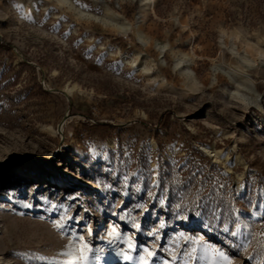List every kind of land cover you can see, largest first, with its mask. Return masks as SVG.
I'll list each match as a JSON object with an SVG mask.
<instances>
[{"label": "rangeland", "instance_id": "obj_1", "mask_svg": "<svg viewBox=\"0 0 264 264\" xmlns=\"http://www.w3.org/2000/svg\"><path fill=\"white\" fill-rule=\"evenodd\" d=\"M260 52L264 0H0V264H132L129 242L264 264Z\"/></svg>", "mask_w": 264, "mask_h": 264}, {"label": "snow or ice", "instance_id": "obj_2", "mask_svg": "<svg viewBox=\"0 0 264 264\" xmlns=\"http://www.w3.org/2000/svg\"><path fill=\"white\" fill-rule=\"evenodd\" d=\"M220 187H223V185H221ZM35 191H36V187L34 186L33 192H35ZM152 195H153L152 192L149 191L148 196L151 197ZM68 199H70L72 201H76L78 199V196L77 197H71L70 196V197H68ZM160 203H161V205H163L165 203V201L161 200ZM26 206L30 207L31 205H26ZM259 206L261 208H264V203H261ZM53 207H56V205H53ZM176 207L181 209V211H183V209L181 208L180 205H176ZM196 215L199 217L200 215H202V213L197 212ZM262 215H264V214H262ZM178 218L183 219V220L189 219V218H191V212H189L188 216L178 217ZM216 218L219 219V217H216ZM157 219L159 220V229H163L165 227V221L162 219H159V217H157ZM72 220H78V218L75 216H68L65 213V215H62L59 220L54 221L53 224H54V227L63 230L64 223H62V222H67V221H72ZM121 220H123V217H121ZM202 223H203V221H202ZM240 226H241L240 223L237 222L236 223L237 231H231L229 229V227L227 226V224H225L222 231L224 233L230 232L232 237H236L238 230L240 229ZM131 228L138 230L141 228V224L140 223H132ZM205 228H206V230L208 228H211V223L205 225ZM69 232L73 237L77 236V232L75 230L69 228ZM115 232H116V228H115V226H113L112 234H114ZM260 234L264 235V232H262ZM146 235L148 237H155L156 240H160V238H161L159 235L158 229L156 227H153L150 230H148ZM180 235L185 242L192 241L194 239V237L191 235H185L183 233H181ZM245 235L250 236L252 234L250 232H247V233H245ZM78 239L82 242L81 247L79 249L80 254L85 260H87V253L89 251H91V249L89 248L88 244L83 243V241H84L83 235H80L78 237ZM236 247L238 248L239 245H237ZM128 249H129V251L139 250V253H140L138 258H134L132 255L128 254V252H125L122 254L123 259L125 261L132 262V264H176V262L179 259V257L171 249H169L167 247L162 248V251L167 252L170 259H162V260H156L155 259V256H156L155 248L149 247L146 244L137 245L135 243L129 242L128 243ZM197 251H198L197 248H192L189 252H185L184 255L187 256L189 258V260L196 259ZM199 251H200L199 259L202 261H205L206 264H234L233 258L231 256H229V254L227 252L221 250L218 247H215L212 244L204 243L203 247L201 249H199ZM96 260L99 261V257H96ZM189 260H184L181 262V264H189Z\"/></svg>", "mask_w": 264, "mask_h": 264}, {"label": "bare ground", "instance_id": "obj_3", "mask_svg": "<svg viewBox=\"0 0 264 264\" xmlns=\"http://www.w3.org/2000/svg\"><path fill=\"white\" fill-rule=\"evenodd\" d=\"M147 2L148 3H150V4H153L154 3V0H147ZM109 10V9H108ZM107 11V10H106ZM110 11V10H109ZM108 12V11H107ZM109 13V12H108ZM111 13V12H110ZM115 13V12H114ZM114 13H113V15H114ZM112 14V13H111ZM116 15H117V13H116ZM116 15H114V16H116ZM112 16V15H111ZM110 16V17H111ZM117 17H119L118 15H117ZM260 56L261 57H264V53H262V52H260ZM177 64H180L183 60L181 59V58H178L177 60ZM235 69H237V68H235ZM236 72H240V69H239V71L238 70H235ZM236 74H238V73H236ZM244 76V81L247 79V82L246 83H249V89L254 93V98L252 99V102H254V103H258V101H259V96L254 92V90L252 89V88H250V85H251V83H252V81H251V79H250V76H248V74L247 73H242V74H240V76ZM243 81V82H244ZM244 86V85H243ZM246 87V86H245ZM244 87V88H245ZM247 88V87H246ZM71 90V89H70ZM69 90V91H70ZM240 90V89H239ZM237 92H239V91H237ZM238 95L242 98V99H244L245 98V96L244 95H242V94H240V93H238ZM244 101H245V99H244ZM247 102V101H246ZM259 104V103H258ZM257 119H258V121H260V123L262 124V125H264V115H258L257 116ZM205 150H206V152L208 153V154H215L216 153V151H215V149L213 148V147H205ZM237 188H240V185H238L237 186ZM261 203H264V201H260L259 202V204H258V209H257V211H255V212H252V213H250L249 214V217H250V219L251 220H256V219H258L259 218V211L261 210V209H264V208H261L259 205L261 204ZM245 225H246V227L247 228H249V225H248V223L246 222L245 223ZM118 258L116 257V256H112V255H108V256H105L104 258H103V260H104V262H102L101 264H106V263H109V262H112V261H116ZM66 260H68V259H66Z\"/></svg>", "mask_w": 264, "mask_h": 264}, {"label": "trees", "instance_id": "obj_4", "mask_svg": "<svg viewBox=\"0 0 264 264\" xmlns=\"http://www.w3.org/2000/svg\"><path fill=\"white\" fill-rule=\"evenodd\" d=\"M197 175L198 173H195L193 169H188V167H180V168L172 169V171L166 175L167 177L166 181L170 182V184H173L172 183L173 180L179 178V180H181V185L182 184L184 185L185 184L184 182L186 181L187 178H189L192 181V179L196 178ZM163 186H165V184Z\"/></svg>", "mask_w": 264, "mask_h": 264}]
</instances>
